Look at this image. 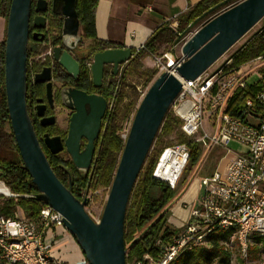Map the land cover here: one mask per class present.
Returning <instances> with one entry per match:
<instances>
[{
  "label": "water",
  "instance_id": "1",
  "mask_svg": "<svg viewBox=\"0 0 264 264\" xmlns=\"http://www.w3.org/2000/svg\"><path fill=\"white\" fill-rule=\"evenodd\" d=\"M64 9L61 39L65 47L51 45L52 57L73 78L79 62L70 52L81 38L76 0H62ZM37 0L35 10L46 8ZM31 0H10L4 37V83L9 119L14 139L37 192L31 197L44 202L63 216L66 229L74 235L89 264H125L123 225L127 203L143 162L151 148L161 122L182 88L183 81L193 80L210 67L264 16V0H239L199 26L181 45L182 60L162 71L151 82L135 108L106 201L98 221L86 211L87 198H77L52 170L36 137L26 109L27 43L30 36ZM33 26L45 27L43 15L33 17ZM33 32L32 37L37 38ZM70 42V43H69ZM132 56V48L108 47L91 55L89 72L92 84L102 83L105 64L113 73ZM44 71V70H43ZM37 74L38 81L41 75ZM49 77H45L48 79ZM50 82L46 83L48 98ZM62 103L72 110L67 134L44 136V143L55 154L65 148L74 166L81 171L90 167L94 140L101 128L107 108L102 95L75 87L62 90ZM53 117L44 118L50 124ZM85 143L81 148V139Z\"/></svg>",
  "mask_w": 264,
  "mask_h": 264
},
{
  "label": "trees",
  "instance_id": "2",
  "mask_svg": "<svg viewBox=\"0 0 264 264\" xmlns=\"http://www.w3.org/2000/svg\"><path fill=\"white\" fill-rule=\"evenodd\" d=\"M238 1L200 0L177 17L175 28L170 27L168 24L159 26L145 40L143 48H132V56L124 64L134 68L138 67V60L144 55L156 52L164 43L174 45L196 23H200L198 27L201 26L209 18L219 13L224 6ZM9 2L10 0L0 1V15L5 20L7 19ZM96 3L97 0H76L75 4L81 37L91 39L92 44L89 54L81 58L79 62L77 77H71L66 71L64 73L67 76V81L80 89H87L93 86L85 63L89 59V56L96 50L116 47L112 43L103 42L96 38L94 30ZM258 22L261 23L260 26L232 51L227 58L230 61L229 67L236 68L264 54V16ZM60 24L61 22L53 20L49 23V33L51 34L52 31L56 32V36L52 35L50 37V45L60 40ZM44 41H46L45 38L35 41L33 37H29L27 43V68L31 69L35 65V63H32L30 66V56L40 53L44 48H47L48 45L47 43L43 44ZM156 73L157 69L154 68L143 70L140 74L147 76V84ZM121 82H125V74L122 73V70H118L111 79L104 80L100 88H102L103 97L107 101L112 97H114V102L122 98L123 95L119 90ZM29 83H27V91L30 90ZM263 87L264 83L258 80L256 83L248 84L245 88L235 89L226 102L225 111L232 115L243 117L242 109L245 99H255L256 93ZM135 104L136 99L130 100L126 104L125 112L133 110ZM119 119L117 111L113 108H106L101 119L100 131L94 140L92 161L86 171L78 170L66 151L56 154L49 153L48 151L44 152L56 176L64 185L69 187L77 198H84L90 188L95 189L100 186H110L124 144L123 139L119 135L121 129ZM180 124L181 119L171 114L168 109L153 142L161 141L163 137L176 130L179 141L189 147L188 165H193L198 159L201 149L199 144L194 140L185 139L182 131L179 129ZM157 156L153 155L150 157L147 154L127 203L123 225L125 264H135L137 262L141 264H156L162 256V245L179 231V228L170 227L166 223V218L170 206L176 199L181 180L178 181L176 187L170 188L164 181L153 177L151 172ZM184 169L187 170V167ZM0 180L13 193L12 196L0 199V214L10 216L19 207L26 217L36 219L40 209L46 204L31 197L37 192V189L32 183L28 172L23 167V162L12 132L4 83V38L0 42ZM252 235H255L257 241L263 247L262 250H264V236L256 234H251L250 236ZM158 240L159 242H157ZM231 240L236 242L239 248L234 228H216L207 235L205 243L191 247L167 264H212L214 262L218 264H230L231 256L227 243ZM258 251L259 246L252 243L248 245L246 255L250 254V258L253 260L257 258ZM145 254H148L153 262L149 263L144 258ZM242 261L240 258L238 263L240 264Z\"/></svg>",
  "mask_w": 264,
  "mask_h": 264
},
{
  "label": "built area",
  "instance_id": "3",
  "mask_svg": "<svg viewBox=\"0 0 264 264\" xmlns=\"http://www.w3.org/2000/svg\"><path fill=\"white\" fill-rule=\"evenodd\" d=\"M234 3L224 6L221 11ZM176 25L177 22L171 27L175 28ZM143 47L144 43L136 49ZM46 49L42 55L51 53V45ZM181 60L182 56L171 66L165 65L159 57H154L153 62L161 73ZM263 61L264 54L234 68L228 66L230 61L226 59L216 68L208 67L195 79L183 81L180 92L171 104L174 115L181 119L180 130L206 148L213 144L226 145L234 139L245 144L247 150L233 153L228 149L225 155L230 158L224 169H215L210 175L199 179L200 192L195 206L190 207L189 218L162 245V256L156 264H167L191 247L205 243L207 235L216 228H234L243 255H246L251 234L264 236V87L256 93L255 99H245L243 117L225 111L231 93L248 86L246 74L250 67L247 66ZM85 63L89 66L90 59ZM244 67L246 69L242 70ZM258 80L264 83V73L259 72L254 83ZM113 102L114 97L109 99L108 108L112 107ZM129 127L130 123L128 127L120 129L119 135L123 141ZM188 154L189 147L185 143L164 146L151 175L174 188ZM169 162L176 164L172 166L176 170L174 178L166 175L165 163ZM0 187L6 189H0V195H13L2 180ZM51 226L66 229L63 216L48 205L40 209L36 219L26 217L19 207L10 216L0 214L1 264H67L52 254V241L47 238ZM144 257L153 262L148 254ZM70 264L89 263L84 257Z\"/></svg>",
  "mask_w": 264,
  "mask_h": 264
},
{
  "label": "rangeland",
  "instance_id": "4",
  "mask_svg": "<svg viewBox=\"0 0 264 264\" xmlns=\"http://www.w3.org/2000/svg\"><path fill=\"white\" fill-rule=\"evenodd\" d=\"M200 23H196L193 27H191L190 31L181 38L177 43L174 45L170 44H162L160 48L154 52L144 55L142 58L138 60V67L126 66L125 64L122 66L121 70L122 73L125 74V82H121L119 85L120 93H122V98L117 100V102H113V105L110 109H114L117 111L119 115V124L121 128L128 127L129 123L131 124L132 117L135 111L136 106L138 105L141 96L151 84V82L155 79V77L159 74L158 70L157 73L153 76L152 80L146 84V75H141V71L149 70V69H156L154 65V57H159L161 62H163L167 66H171L174 62L181 57V45L182 43L198 28ZM260 22H257L253 27H251L233 46H231L225 53H223L212 65L211 69L216 68L217 66L221 65L229 55L234 51L241 43H243L259 26ZM6 27V26H5ZM83 44H86L87 41L83 40ZM47 49L44 48L42 52L44 53ZM42 53V54H43ZM37 54L31 55L30 59H33V62L37 59ZM250 67V71L246 74V81L248 84L254 83L258 79V73H264V61L260 63H251V65L247 66ZM246 69L244 67L242 70ZM120 70V71H121ZM136 99L135 108L129 112H125L126 104L130 101ZM169 111L171 114L174 115L171 106L169 107ZM55 116L57 123L60 127L67 126L68 122V112L65 108L58 107L55 109ZM175 116V115H174ZM207 120L205 119V127L207 128ZM180 129V128H179ZM120 132V131H119ZM201 132V131H199ZM183 133V132H182ZM185 139L192 140L191 137L186 136L183 133ZM181 143L178 138V132L174 130L169 135L163 137L161 141L153 142L151 149L149 151L150 157L157 154L161 151L164 146L172 145ZM201 149V153L198 159L194 162L193 165H188V159L184 166L187 167V170L184 168L182 169L178 179L181 180L179 183V189L177 191L176 198L183 192L187 184L195 178H200L201 176L209 175L212 173L213 170L220 164L223 160L226 151L229 149L233 153H244L247 150V146L239 141L231 139L229 143L226 145L223 144H213L209 148L205 146L199 145ZM158 157V156H157ZM175 185V187H176ZM110 186H100L95 189L90 188L87 192L85 197L87 201L85 203V209L88 214L96 221L99 220L100 215L102 213L106 197L109 191ZM0 199L7 197L1 194ZM255 243L259 246V251L257 252V258L251 259L250 254L243 255L240 249L238 248L236 242L233 240L227 243V247L230 251V264H239L238 260L240 258L243 260L240 264H264V250H262V246L257 241L255 235H252L248 239V245ZM145 258V257H144ZM151 263V260L145 258ZM212 264H218L216 262Z\"/></svg>",
  "mask_w": 264,
  "mask_h": 264
},
{
  "label": "crops",
  "instance_id": "5",
  "mask_svg": "<svg viewBox=\"0 0 264 264\" xmlns=\"http://www.w3.org/2000/svg\"><path fill=\"white\" fill-rule=\"evenodd\" d=\"M199 1L97 0L94 11L96 38L112 43L116 47L129 46L136 49L159 26L166 24L173 26L177 22V17ZM5 24V18L0 15V42L4 38ZM82 39L87 43L92 42L89 38ZM229 158L224 155L216 169L223 170ZM200 178L197 177L190 181L170 206L166 218V223L170 227L180 228L189 218L190 207L195 206L200 192ZM47 238L52 241V254L59 261L70 264L84 258L76 238L68 230L59 226H51L47 232Z\"/></svg>",
  "mask_w": 264,
  "mask_h": 264
},
{
  "label": "flooded vegetation",
  "instance_id": "6",
  "mask_svg": "<svg viewBox=\"0 0 264 264\" xmlns=\"http://www.w3.org/2000/svg\"><path fill=\"white\" fill-rule=\"evenodd\" d=\"M37 0H31V10H30V36L32 37L33 32H37L38 36L37 38H34L35 41H40L45 38L46 41L43 42V44L47 43V45H50V37L56 36V32L52 31L50 34L48 31L49 23L51 20L55 22H61L60 24V40L58 42H55L52 44V46L60 45L61 49H64L65 47L62 44V23H63V17L60 15L59 11H62L65 6V2L62 0H45L46 1V8L43 10L36 11L35 10V4ZM35 15H43L46 18V25L45 27H36L33 26V17ZM80 33V31H79ZM81 34V33H80ZM29 36V37H30ZM48 41V42H47ZM82 37L76 42L75 46L70 49V52L76 57L78 62H80L81 58L87 56L90 52L91 44L92 42L83 44ZM70 43V42H69ZM43 52L37 53V59L33 62V59H29L30 66L32 63H35V65L29 69H26V109L27 113L29 115L30 121L32 123L34 132L36 134V137L38 138V141L40 143V146L42 147V150L44 152L48 151L50 152V149L46 146L44 143V136L48 137H54L59 136L61 140L63 141L67 134L68 129V122L70 114L72 113V110L65 106L62 103V90L66 87H75L71 83H69L67 80V76L64 73V69L55 61L52 57V53L50 54H44ZM92 55V54H91ZM91 55L89 56L90 62H91ZM90 65V64H89ZM123 64L119 66L118 70H121ZM89 70V66H87ZM44 70V71H43ZM43 74L38 77L39 80H35V76L37 74L42 73ZM90 74V72H89ZM115 74L113 73V67L112 64H105L103 69V77H102V83L104 80L111 79ZM49 77L48 79H45V77ZM91 79V78H90ZM29 80V82H28ZM66 81V82H65ZM50 82L51 85V93L50 97L48 98L46 94V83ZM27 83H29L30 90L27 91ZM93 85V84H92ZM100 86H92L86 88H81L87 93H95L98 95H104L102 88ZM80 89L79 87H75ZM35 91V92H34ZM28 95V97H27ZM107 101V100H106ZM109 101V100H108ZM108 101H107V107H108ZM58 107L65 108L68 112V122L67 126L60 127L57 123L56 116H55V109ZM53 117V122L50 124L43 123L44 118H50ZM81 139V148L83 147L85 143V139ZM65 148L60 150L57 153H64ZM56 154V153H55Z\"/></svg>",
  "mask_w": 264,
  "mask_h": 264
},
{
  "label": "bare ground",
  "instance_id": "7",
  "mask_svg": "<svg viewBox=\"0 0 264 264\" xmlns=\"http://www.w3.org/2000/svg\"><path fill=\"white\" fill-rule=\"evenodd\" d=\"M176 164H174V162L172 163H165V168H166V175L167 177H170V178H174L173 176L176 174V170L172 167V166H175ZM1 190L3 191H6L5 188L3 187H0Z\"/></svg>",
  "mask_w": 264,
  "mask_h": 264
}]
</instances>
